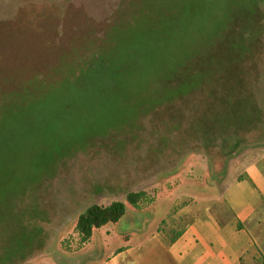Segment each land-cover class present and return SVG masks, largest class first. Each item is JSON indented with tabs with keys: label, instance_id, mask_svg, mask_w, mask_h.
Masks as SVG:
<instances>
[{
	"label": "rangeland",
	"instance_id": "rangeland-1",
	"mask_svg": "<svg viewBox=\"0 0 264 264\" xmlns=\"http://www.w3.org/2000/svg\"><path fill=\"white\" fill-rule=\"evenodd\" d=\"M241 1L251 5L250 0H235L233 4L229 1L230 10ZM167 2L160 0L162 5L152 10V0H0V142L4 140L0 158L10 157L11 152L6 151L9 147L14 148V156L30 157L24 151L29 147L27 150L36 159L45 162L33 183L30 181L36 171L23 174L26 178L32 175L29 180L10 181L8 196L0 203V215L7 213L6 221H0L2 237L30 227L37 229L35 224L39 222L44 229L39 234L33 231L38 235L28 237L14 264H80L99 246V252L104 253L110 241H101L96 229L88 234L76 227L78 215L92 203H125L121 218L112 226L109 223L122 243L129 232L124 230V223L131 217L139 216L146 223L167 220L172 215L167 211L169 201L183 199L176 187L191 191L198 183L195 179L212 185V163L221 168L223 161L245 147L246 141L260 135L259 125L255 129L257 124L249 123L239 133L232 130L235 135L222 139L219 150L217 147L212 153L196 146L201 145L199 142L190 143L194 139L192 130L186 131V118L180 115L182 103L155 105L131 120L120 107L121 96L101 94L94 100V93L106 84V72L87 81L86 77L81 79L84 63H92L94 53L104 52L115 36L133 29L138 20L149 19L155 22L156 30L162 31L173 13ZM181 3L186 9L195 4L199 12L211 9L213 18L216 14L220 17V7L226 2ZM254 8L253 22L248 9L228 12L230 21L217 29L210 53L223 60L237 54L242 63L239 67L251 64L247 68L249 77L264 87V4L257 0ZM194 19L198 23L203 16ZM255 30L257 33L251 35ZM178 46L175 41L173 49L183 53V49H176ZM123 65L118 63L119 67ZM60 81L66 86L54 92L53 102H40L38 108L24 107L25 111L10 105L24 92L32 91L38 98ZM27 118L31 121L27 122ZM8 126L12 127L8 130ZM22 138L27 141L25 146L19 141ZM228 168L238 169L239 164ZM12 186H16L15 190ZM131 191L138 193L135 205L126 199ZM155 198L156 206L151 207ZM33 208L43 212L46 222H34L36 216L28 215Z\"/></svg>",
	"mask_w": 264,
	"mask_h": 264
},
{
	"label": "trees",
	"instance_id": "trees-1",
	"mask_svg": "<svg viewBox=\"0 0 264 264\" xmlns=\"http://www.w3.org/2000/svg\"><path fill=\"white\" fill-rule=\"evenodd\" d=\"M223 1L226 3L222 8L220 7V17L216 14L212 18L209 11L211 9L207 12H199L195 10V4L186 9L181 5V0H168L166 6H171L173 13L168 17L169 23L163 27L162 31L154 28L153 23L155 22L145 19L136 21L135 27L130 31L115 36L107 44L104 52L94 53L93 62H85L82 67L81 79L86 77V81L96 74L106 72V84L99 87L102 89L94 93L92 96L94 100L101 94L106 97L121 96L120 107L124 109L128 119L132 117L131 120L136 119L135 114L146 112L155 105L175 106L182 103L184 109L180 115L186 118L189 124V129L186 131L192 130L194 139L190 143L199 142L201 145L196 146L207 148L212 153H214L212 150L217 147L219 150L222 139L235 135L232 130L239 133L250 123L257 124L255 129L260 128L263 131L264 87L257 84L254 78L249 77L247 68L251 64H245L240 68L239 64L242 66V63L237 54L233 59L223 60L222 56L220 59H215L210 53L213 48L211 42L217 38V29L227 20L230 21L228 12L234 9L246 11L248 9L249 13H252L253 22L254 6H257V0H250L251 5L249 6L241 1L232 10H230V6L235 0ZM229 1H231L230 4H228ZM255 2L256 4L252 5ZM261 2L264 4V0ZM158 5H162L160 0L156 2L152 0L150 8L153 10ZM226 15L227 18H225ZM195 16H203V19L195 23ZM262 16L261 23L264 24V13ZM161 33L164 34L161 35ZM255 33H257L256 30L250 32L251 35ZM175 41H178L180 45L176 49H183V53L173 49ZM220 53L223 54L222 51ZM197 57H201L203 60H198ZM118 63L124 65L119 67ZM262 80L264 81V78ZM64 84L63 81H60L57 86L51 87L46 91L47 93L39 95L38 98H36L37 94H31L32 91L24 92V96H19L10 105L25 111L24 107L30 109L40 102H46V100L49 103L53 102L54 92L63 90L66 86V83ZM185 107H188L186 111ZM103 108L107 109L108 107ZM109 109L112 110L111 107ZM109 118L111 117L109 116ZM26 121L31 120L27 118ZM12 126H8V130ZM247 129H252V126H247ZM225 130L228 131L225 132ZM2 141L4 140H1L0 144ZM19 141L24 142L23 146L27 142L25 138ZM27 149L24 151L29 152L30 157L14 156V148L9 147V150L7 148L6 151L11 152L10 157L0 158V181L3 182L0 183V203L5 201L8 196L10 188L7 184L10 181L20 183V180H29L32 175L26 178L23 174L28 175L32 174V171H36L30 181L33 183L40 175L45 162L40 158L36 159L37 157ZM37 162L39 166H37ZM12 188L15 190L16 186H12ZM126 199L130 204L135 205L138 201V193L128 192ZM33 207L36 206L33 205ZM124 211L125 203L120 200L112 201L107 205L92 203L78 215L76 227L80 232L90 234L94 228L108 221H115ZM6 214V212L1 213L0 221H6ZM28 215L36 216L35 223L46 222L48 219L44 217L43 212L38 213L35 208L31 209ZM38 224H35L37 229L30 227L22 232L19 231L18 234L8 233L6 238L0 235L2 239L0 242V264H14L20 258L28 237L31 236L30 239H33V235H38L41 230L44 231L43 226ZM33 231L38 234H34ZM5 232H8L7 229ZM258 263L264 264V258L258 259Z\"/></svg>",
	"mask_w": 264,
	"mask_h": 264
},
{
	"label": "crops",
	"instance_id": "crops-1",
	"mask_svg": "<svg viewBox=\"0 0 264 264\" xmlns=\"http://www.w3.org/2000/svg\"><path fill=\"white\" fill-rule=\"evenodd\" d=\"M244 144L221 168L212 163V185L195 179L198 183L191 191L176 187L183 199L169 201L167 211L172 215L167 220L146 223L139 216L131 217L124 223L129 232L123 243L109 225L117 219L94 228L101 241L111 242L110 247L102 253L99 246L80 264H260L258 259L264 258V130ZM235 164L238 169L228 168ZM150 206H156V198Z\"/></svg>",
	"mask_w": 264,
	"mask_h": 264
}]
</instances>
